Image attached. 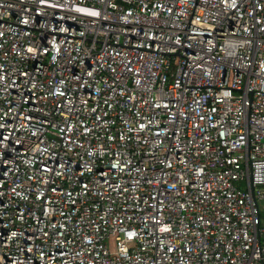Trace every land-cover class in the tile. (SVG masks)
I'll return each mask as SVG.
<instances>
[{
  "label": "built area",
  "instance_id": "built-area-1",
  "mask_svg": "<svg viewBox=\"0 0 264 264\" xmlns=\"http://www.w3.org/2000/svg\"><path fill=\"white\" fill-rule=\"evenodd\" d=\"M0 264H264V0H0Z\"/></svg>",
  "mask_w": 264,
  "mask_h": 264
},
{
  "label": "rangeland",
  "instance_id": "rangeland-1",
  "mask_svg": "<svg viewBox=\"0 0 264 264\" xmlns=\"http://www.w3.org/2000/svg\"><path fill=\"white\" fill-rule=\"evenodd\" d=\"M261 204H263V203L261 202Z\"/></svg>",
  "mask_w": 264,
  "mask_h": 264
}]
</instances>
